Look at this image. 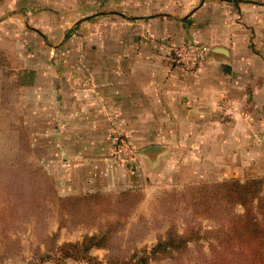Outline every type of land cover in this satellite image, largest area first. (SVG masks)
Segmentation results:
<instances>
[{
  "label": "rangeland",
  "instance_id": "obj_1",
  "mask_svg": "<svg viewBox=\"0 0 264 264\" xmlns=\"http://www.w3.org/2000/svg\"><path fill=\"white\" fill-rule=\"evenodd\" d=\"M95 2L84 0L83 5L95 11L94 6L99 8ZM240 2L252 3L260 12L241 19L248 24L254 54L264 61V0ZM79 4L77 0H0V264H90L58 260L60 247L87 237L110 238L108 249L90 252L106 264L149 252L169 230L190 242L180 252L160 254L148 264H212L222 254L236 259V253L223 252L214 239L222 219L210 217V188L233 180L264 181V127L249 130L244 143L225 147L213 142L201 145L196 139L184 146L161 147L118 141L110 181L96 177L94 184L91 168L80 172L70 167L62 146L48 144L44 123L33 120L30 97L22 106L15 80L23 67L40 61L49 72L53 59L81 61L93 57L95 42L110 40L109 30L101 38L95 34L97 16L86 18L91 27H85V34L75 25L73 31L56 34L55 42L30 27L32 8L53 10L55 18L63 21L68 20L63 13ZM101 10L108 24L116 18L111 17L110 11L116 10L109 2ZM149 147L158 150L146 152ZM136 157L146 160L133 161ZM242 212L241 206L234 207L235 214Z\"/></svg>",
  "mask_w": 264,
  "mask_h": 264
},
{
  "label": "crops",
  "instance_id": "obj_2",
  "mask_svg": "<svg viewBox=\"0 0 264 264\" xmlns=\"http://www.w3.org/2000/svg\"><path fill=\"white\" fill-rule=\"evenodd\" d=\"M77 1V8L63 13L68 18L63 21L53 10L32 8L29 26L55 42L56 34L73 31L75 25L85 34V27H91L86 18L97 16L95 34L101 38L109 30L110 40L95 42L93 57L53 59L49 72L40 61H31L15 83L23 107L30 97L33 120L44 123L48 144L62 146L70 167L80 172L91 168L94 184L96 177L110 181L118 141L161 147L196 139L225 147L244 143L249 130L264 127V61L254 54L248 24L241 19L260 13L254 4L95 0L99 8L89 11L84 0ZM108 2L116 10L110 11L116 17L110 24L101 10ZM185 43L203 44L212 53L194 72L184 71L172 58L173 47Z\"/></svg>",
  "mask_w": 264,
  "mask_h": 264
},
{
  "label": "trees",
  "instance_id": "obj_3",
  "mask_svg": "<svg viewBox=\"0 0 264 264\" xmlns=\"http://www.w3.org/2000/svg\"><path fill=\"white\" fill-rule=\"evenodd\" d=\"M264 181L252 179L245 183L226 181L210 188V217L222 219L214 237L217 246L223 252L237 254L236 259L219 255L212 264H264ZM224 205L221 211L219 208ZM229 206V209H228ZM241 206L242 213L235 214L234 207ZM231 208V209H230ZM218 215V216H217ZM223 217V218H221ZM190 241L174 235L169 230L164 240H158L149 252L132 254L125 259H110L106 264H148L158 255L171 256L180 252ZM110 238L87 237L79 244H68L60 247L61 259L87 260L90 264H103L90 256L93 248L108 249ZM215 249V247H214Z\"/></svg>",
  "mask_w": 264,
  "mask_h": 264
},
{
  "label": "built area",
  "instance_id": "obj_4",
  "mask_svg": "<svg viewBox=\"0 0 264 264\" xmlns=\"http://www.w3.org/2000/svg\"><path fill=\"white\" fill-rule=\"evenodd\" d=\"M210 49L200 43H185L173 47L172 58L186 72H194L207 62L206 56Z\"/></svg>",
  "mask_w": 264,
  "mask_h": 264
},
{
  "label": "water",
  "instance_id": "obj_5",
  "mask_svg": "<svg viewBox=\"0 0 264 264\" xmlns=\"http://www.w3.org/2000/svg\"><path fill=\"white\" fill-rule=\"evenodd\" d=\"M211 54H212L211 50H209L208 53H207V56H206V60L207 61H208L209 57L211 56ZM156 150H158L157 147H149V148L146 149V152H153V151H156Z\"/></svg>",
  "mask_w": 264,
  "mask_h": 264
}]
</instances>
